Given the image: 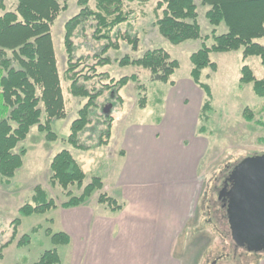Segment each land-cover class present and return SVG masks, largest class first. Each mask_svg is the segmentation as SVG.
<instances>
[{
	"label": "rangeland",
	"instance_id": "obj_1",
	"mask_svg": "<svg viewBox=\"0 0 264 264\" xmlns=\"http://www.w3.org/2000/svg\"><path fill=\"white\" fill-rule=\"evenodd\" d=\"M158 1L129 3L126 7L132 10L129 18L117 25L110 33L111 40L116 39L118 47L107 49L105 56L110 61L99 66L97 71L107 72L113 82L110 88L98 97L96 105L90 111L89 122L78 134L80 143L86 146L83 149L70 145L66 142V138L70 133L71 122L77 117L78 110L86 99L69 94L67 91L69 83L63 79V71L66 68L63 44L64 23L78 12L77 0H67V9L57 15L51 26V37L67 114L63 118L51 120L50 129L56 136L52 140L46 139L45 132L39 131L37 126L33 125L27 137L18 145V148L23 147L25 150L21 156L22 165L7 182L0 180V245L10 238L11 221L14 218L20 220L16 237L1 252L0 264H34L45 250L52 248H56L62 264H75L77 261L75 251L80 249L81 245L76 243L74 238L66 244L56 243L52 238V234L64 231L66 213L71 212L72 207L61 206V203L70 197L67 191H70L72 195H79L82 192V188H77L76 184L70 185L65 190L49 181V165L57 152L67 149L80 163L85 172L83 181L85 185L92 176L101 173L104 167L102 164L106 162L102 160L107 157L102 155L104 148L102 145L110 137V135L107 137L105 132L108 125L113 126L111 130L114 135L113 143L116 141L117 131L123 125L130 128V125L135 124L138 129L148 132V129L156 123L172 124L171 119L176 110L192 112L191 109H193V115L196 117L197 104L204 102V94L190 77L192 68L190 55L201 46L203 37L209 36L213 29L205 17L207 6H201L200 1L195 0L201 39L172 44L161 36L154 24L156 16L161 14V8H156ZM16 2L17 0H5V11L14 10ZM88 4L93 8L94 0H88ZM3 12L0 10V14ZM215 29L217 33H221L226 26L220 24ZM92 31L93 28L88 21L73 33L72 55L74 58L91 57L106 46L108 39L93 38ZM125 33L137 36L136 50H132L131 45L122 39ZM256 40L264 46V37ZM211 43V38L206 41L207 45ZM158 47L165 49L179 63V67L172 75L173 85L152 80L149 71L141 66L119 63L125 55L137 58L144 51ZM210 60L216 64V71L206 67L201 72V81L207 83L212 92L211 110L208 113L210 117L206 121L198 118L195 132V137L201 135L205 137L204 152L197 167L203 188L200 193L199 207H196L193 216L185 222L184 231L180 232V243L182 245L186 234L189 240L186 257L193 254L189 261L186 259V264H259L264 257V250L251 252L237 247L231 239L228 220L223 216L224 210L217 200V190L221 187L222 175L231 170L240 160L247 156L264 153V126L246 121L243 115V111L249 108L255 115L254 121L259 116L264 120L263 99L254 94L252 83L240 86L239 81L243 65L251 68L256 79L264 76V66L258 56L244 57L241 48L226 52H211ZM87 61L93 62V59L88 58ZM133 74L136 75L137 80L122 81L121 77ZM103 81L107 83L109 80ZM139 84L144 86L141 92L146 99L143 107L138 105L140 94H138L137 85ZM41 120L43 121V116ZM200 126H203L201 129L204 130H198ZM192 128L191 126L190 131ZM36 186L45 189L48 197L54 200L55 206L44 212L23 215L20 208L25 203L35 204L33 196ZM102 191L103 188L100 191H94L78 207L106 205L98 202L99 193ZM108 208L110 212L113 211L110 207ZM120 210L113 211L115 220ZM26 234L28 236L20 242L19 239ZM84 253L86 255V251ZM95 256L100 258L97 264H106L107 254L100 255L99 252H95ZM119 264H128V261L122 260Z\"/></svg>",
	"mask_w": 264,
	"mask_h": 264
},
{
	"label": "trees",
	"instance_id": "obj_2",
	"mask_svg": "<svg viewBox=\"0 0 264 264\" xmlns=\"http://www.w3.org/2000/svg\"><path fill=\"white\" fill-rule=\"evenodd\" d=\"M5 0H0V180L8 181L22 165L24 148H18L30 128L36 125L38 130L45 132L46 139H55L50 129L52 119L66 116V105L58 72L54 46L51 37V26L57 15L67 9V0H17L14 10L5 11ZM134 1L147 0H94L90 7L88 0H77L79 10L64 23L63 44L66 55V68L63 79L69 84L67 91L72 96L83 97L85 103L78 110L77 117L70 124V133L66 142L83 149L78 134L90 120V111L96 105L98 97L111 86L113 82L107 72H98L97 68L110 61L105 56L108 48L118 47L117 40L110 38L112 30L121 22L127 20L132 13L126 9ZM201 6H207L205 17L213 27L210 35L203 37L201 46L190 55L192 68L190 77L204 94V102L199 109L198 118L208 120L211 110L212 92L210 86L201 81L202 69L210 67L216 71V64L210 60L211 52H226L242 49L244 57L258 56L264 66V46L255 40L264 37V0H199ZM156 8H161V14L156 16L154 24L162 37L172 44H179L190 39H201V28L198 23V12L195 0H159ZM157 12V11H156ZM93 28L92 37L108 39L106 46L91 57L74 58L72 55V35L86 22ZM226 26V31L217 33L215 27ZM119 33V31H118ZM116 38V37H115ZM212 39L210 45L206 41ZM126 40L132 50L137 49L138 38L125 33ZM92 58L93 62L87 61ZM120 65L130 63L143 67L150 73L152 80L173 85L172 75L179 67L175 58L163 48H153L144 51L137 58L125 55L119 60ZM137 80L136 75L123 76ZM103 80H109L107 83ZM240 86L252 83L254 94L263 99L264 76L256 79L249 66L241 67ZM98 85V86H97ZM144 86L137 85L138 105H145V95H141ZM264 110V104L262 107ZM243 115L248 122L264 126V120L254 121V114L246 108ZM43 116V121L41 120ZM203 126H200L198 130ZM106 136L110 127L106 128ZM102 143V142H101ZM49 181L58 184L63 189L70 185L82 188L79 195H72L61 203L64 208L79 206L94 191L103 188L102 179L91 177L83 184L85 172L80 163L67 149L57 152L51 159ZM34 205L25 203L20 209L23 215L32 212H44L55 206L54 200L48 197L45 189L35 187ZM98 202L104 203L111 210L122 208L115 198L105 192L99 193ZM19 218L11 221V235L8 241L0 245V260L3 248L8 246L17 234ZM23 235L19 241L21 242ZM56 243L66 244L70 241L64 231L52 234ZM34 264H62L56 248L45 250Z\"/></svg>",
	"mask_w": 264,
	"mask_h": 264
},
{
	"label": "crops",
	"instance_id": "obj_3",
	"mask_svg": "<svg viewBox=\"0 0 264 264\" xmlns=\"http://www.w3.org/2000/svg\"><path fill=\"white\" fill-rule=\"evenodd\" d=\"M200 105L196 117L193 109L176 110L172 124L156 123L148 132L123 125L113 143L110 127L102 145L107 163L97 176L103 192L123 208L116 220L107 205L77 206L66 213L64 232L81 245L75 264H97L95 252L107 254L106 264H186L193 257H186L189 240L185 234L181 245L180 232L199 207L203 188L197 167L205 137H195Z\"/></svg>",
	"mask_w": 264,
	"mask_h": 264
},
{
	"label": "water",
	"instance_id": "obj_4",
	"mask_svg": "<svg viewBox=\"0 0 264 264\" xmlns=\"http://www.w3.org/2000/svg\"><path fill=\"white\" fill-rule=\"evenodd\" d=\"M230 175L235 179L231 190L233 198L226 209L231 239L237 247L251 252L263 251L264 153L243 158ZM222 192L223 189L219 191L218 199Z\"/></svg>",
	"mask_w": 264,
	"mask_h": 264
},
{
	"label": "flooded vegetation",
	"instance_id": "obj_5",
	"mask_svg": "<svg viewBox=\"0 0 264 264\" xmlns=\"http://www.w3.org/2000/svg\"><path fill=\"white\" fill-rule=\"evenodd\" d=\"M232 169L233 167L231 168V170L227 171L224 175H222L221 187L217 190V194H218L219 191L223 189L221 198L220 199L217 198V200L220 203V207L224 210L223 216H225L226 218H227L226 209L227 207H229L228 204L230 202V199L233 198L231 190L235 185V179L230 177Z\"/></svg>",
	"mask_w": 264,
	"mask_h": 264
}]
</instances>
